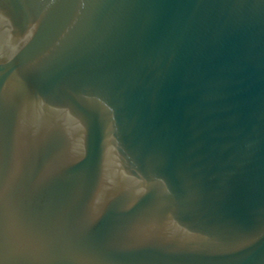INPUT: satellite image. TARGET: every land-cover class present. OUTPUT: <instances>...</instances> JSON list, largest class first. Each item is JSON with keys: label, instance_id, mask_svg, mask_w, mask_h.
I'll return each instance as SVG.
<instances>
[{"label": "water", "instance_id": "obj_1", "mask_svg": "<svg viewBox=\"0 0 264 264\" xmlns=\"http://www.w3.org/2000/svg\"><path fill=\"white\" fill-rule=\"evenodd\" d=\"M0 264H264V0H0Z\"/></svg>", "mask_w": 264, "mask_h": 264}]
</instances>
